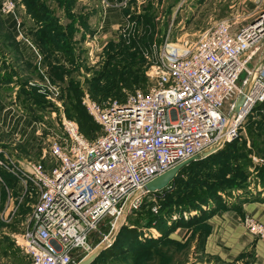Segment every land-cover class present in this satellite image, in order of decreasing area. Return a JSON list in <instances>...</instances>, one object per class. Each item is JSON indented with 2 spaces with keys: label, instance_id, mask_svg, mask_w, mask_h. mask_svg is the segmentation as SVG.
<instances>
[{
  "label": "built area",
  "instance_id": "built-area-1",
  "mask_svg": "<svg viewBox=\"0 0 264 264\" xmlns=\"http://www.w3.org/2000/svg\"><path fill=\"white\" fill-rule=\"evenodd\" d=\"M132 1L101 3L125 14L134 10ZM252 2L250 8L242 0L230 17L192 37L173 36L172 21L164 41H138L149 65L146 87L129 91L124 101H98L85 92L83 103L101 126L97 137L88 138L77 120L62 112L59 121L48 116L39 124L50 143L38 161L25 163L0 152V186L8 195L6 208L12 204L8 213L0 207V218L33 199L29 224L16 236L30 264H76L91 249V233L106 218L115 220L131 194L239 136L249 114L264 103V0ZM14 7L11 0L2 6ZM129 17L132 13L125 16L123 31L142 28ZM242 94L245 99L235 111ZM6 172L15 178L19 194L7 185ZM140 201L141 196L131 210ZM244 225L264 238V224L256 218L246 216Z\"/></svg>",
  "mask_w": 264,
  "mask_h": 264
},
{
  "label": "crops",
  "instance_id": "crops-1",
  "mask_svg": "<svg viewBox=\"0 0 264 264\" xmlns=\"http://www.w3.org/2000/svg\"><path fill=\"white\" fill-rule=\"evenodd\" d=\"M5 1L0 0V26L3 27L0 29V43L3 47L12 49L15 60L12 63L8 57H0V152L1 155L8 154L20 161L21 154L16 155V150L10 151L3 144L5 136L15 140L14 145L22 142L23 151L25 148L27 152L30 148L31 151L34 150L39 140L36 136L39 124L45 121L41 112L49 113V118L55 120L56 112L62 111L61 106L54 102L55 98L42 101L43 103L36 101L37 95L42 98L53 97L51 87L60 86L61 80L55 77V68L61 65L67 68L70 65L73 72L83 61L84 43L86 42L87 50L93 48L98 52L110 39H115L113 35L117 33L112 28H117L124 19L121 9L113 6L104 9L101 0H11L15 7L3 10ZM134 1L137 2L139 12L143 11L146 15L151 11L157 12L159 3L156 5V1L164 0H133V3ZM179 1L173 7V21L177 28L192 7L185 4L188 0ZM203 27L194 30V33ZM5 34L9 40L4 37ZM67 76V72L64 73L65 79ZM7 96L15 99L11 105L4 99ZM53 103H57L58 107ZM22 160H25L24 156ZM250 171L251 176L256 173L253 169ZM7 177L12 179L11 175ZM257 187L255 191H237L235 196L223 195L226 206L217 208L206 221L213 229L207 240L206 251L220 249L228 260L234 259L253 244V264H264V241L253 238L243 225L245 215H253L264 223V199H245L247 196L264 197V184L257 183ZM7 201L6 191L1 192L0 189V207L8 208L6 213L12 207L10 204L6 208ZM181 228H177L171 237L174 234L183 236L184 232L181 231L184 228ZM155 232L157 235L153 232L152 237L160 236L159 231ZM218 243L224 245V248Z\"/></svg>",
  "mask_w": 264,
  "mask_h": 264
},
{
  "label": "rangeland",
  "instance_id": "rangeland-1",
  "mask_svg": "<svg viewBox=\"0 0 264 264\" xmlns=\"http://www.w3.org/2000/svg\"><path fill=\"white\" fill-rule=\"evenodd\" d=\"M251 1L252 0H243V3L247 4L248 7H250L251 4H254ZM179 2H180L179 0H164L160 2L156 1V5H158L159 3L158 5L159 10L158 11L156 10L157 12L151 11L148 14L146 13L147 18L152 22L151 23L152 25L148 24L149 29H147V26L145 25L146 21L142 15L144 14V12L143 11L139 12L137 2L134 1L133 3L134 10L130 9L129 11H125V14L123 13V19H125L126 15L132 13L133 17L132 18L129 17V18L131 20H136L139 26H142L141 29L136 28V30L129 29L128 31L127 30L123 31L122 24L125 21L123 20V22L119 24L117 28H112L113 32L116 31L117 33L116 35L112 34L114 36L113 38L115 39L113 40L110 39L103 48L99 49L98 52H96L93 48L87 50L85 48L86 47V42H85L84 57L80 65L76 69H74L73 72H71L66 77V79L64 78L65 81H61L60 86L51 87V93H52L51 96L53 97L51 98H49L48 96L43 97L44 99L43 102L47 101L48 99L52 100L55 98L56 101L54 102H57L61 106L60 110L62 111L56 112L55 118L57 120H60L62 116V112L67 118H74V117H70L71 114L69 113V109H71V104H73V102L70 101V104H68L67 106V102L65 101V98L67 96L76 95L75 91L74 92L69 91L68 93V90L75 87L74 84L72 85L70 84L71 80L75 81V84L77 86L79 85L80 92H78V98H80L79 101L82 102V104L84 105L83 98L85 96L86 91L89 92V94L93 99L95 98L94 86L96 85L95 84L92 85V81L98 78L101 75L100 73L104 72V69L107 66H108L107 75L103 76L104 78L100 81L101 83L102 82L105 83L106 81H109L107 76L109 74L112 75L113 73H115L114 77H116L113 81L121 80L123 76L128 77L131 71L132 73L136 71L137 74L142 75L144 73L146 75V72L149 68L146 58L144 56L143 58L139 56L138 60L129 59L131 58L130 50L128 49L124 53H121L123 51V48H119L120 41L123 40L127 45L132 46L131 45L132 41L134 39L142 38V36L145 35L146 31L152 32V38H153L152 40H148L147 42L151 43L153 40H157L158 42L164 41L168 34L169 28L173 23L172 22L174 19L173 11L175 10V8L173 7L176 6ZM241 2L242 0H188L185 2V4H190L192 5V7L189 9L188 11L189 13L186 14L187 17L182 19V21L180 22L179 24L180 26L178 28L176 27L177 29L176 28L173 29L172 35L173 36L180 35L182 37H186V36L192 37L195 35L194 30L198 29L199 27L207 26L221 18L230 17L231 14L235 11L236 7H238V5ZM85 23H87V21H85ZM184 24H186L185 27L181 28L182 25ZM179 28H181V30L177 34V30ZM0 29H3V27L0 26ZM89 35L91 36L92 34L89 33ZM4 37L8 39L6 34L4 35ZM146 37L149 38V36ZM1 41H2V37L0 32V42ZM136 46L138 45L136 44ZM113 56L116 57L110 60V58H112ZM0 57L2 58L8 57L7 59H10L12 63L15 60L12 55V49L3 47L1 43H0ZM253 63H254L253 61L250 62L248 66L249 67L253 66ZM68 68H71V66L68 65ZM148 83L149 81L147 78V83L145 85L142 84L139 85L140 87H146ZM135 86L137 85L136 84L132 85V88H134ZM131 90L132 89H129L127 87L124 88L125 95ZM11 98H8V96L4 98L8 105H11L15 100L14 97ZM57 103L55 104L53 103V104L58 107ZM47 112L49 111L47 110ZM41 113H42L41 116H43L44 118L50 115L49 113H43V112ZM256 115L259 116L258 113H256ZM245 123L240 129L241 133L239 134V136L235 140H233L232 145L234 148L237 149L242 148L245 152L250 153L249 155L254 160L255 162L254 164H264V157L260 156V154L255 153L254 147L251 144V137L250 135H248L247 127ZM38 131L39 133L38 134L35 133V134L39 140L37 141V144H35V148L32 151L31 148L29 149L28 152L26 148L25 151H23V143L18 142L17 145H14L13 143L15 142V140H13L12 138L10 140L9 136L8 137L5 136L3 144L7 145L8 146L7 149H9L10 151L13 149L16 150L17 151L16 155L21 154V156L19 157L21 158L20 161L22 162L38 161L41 158V156L44 154L45 150L47 149L50 143V142L48 143V140L45 137L47 131L45 130H38ZM59 131L61 130L59 129L58 132ZM93 133L94 132H92L91 134ZM225 145L227 146V143ZM225 145L222 148H224ZM220 149L221 148L217 149L215 152L219 151ZM22 156H24L25 160H22ZM188 164L185 165L186 167L184 166L185 171L183 172L182 180L180 179L176 181L175 186L172 185V187H168V190L171 193H167V192L159 193V194L146 193L142 195L140 205L137 208H134L130 211L124 224H126L127 226L132 225L138 227L139 230L142 231V235H144L145 233V237H149V235H152L153 232L157 235V233L155 232L157 228L148 227L147 225H149L150 222L154 221L155 215L153 212H158L160 204L162 205L168 204L171 208L174 206L175 203L189 204V202L191 203L193 201L199 200L201 196L209 194L210 182L227 181L230 178H237L235 173L231 172L232 169L224 165L225 164L224 161L222 162L212 161L211 163L209 162L208 164L200 163L190 166H188ZM238 170L241 175L243 174L245 176L249 175L248 171L246 172L243 171L242 169H238ZM4 175L6 179L9 180L7 185L15 187V193L19 194L18 192L19 188L16 189L15 178L7 172L4 173ZM7 175H11L12 179H8ZM10 181L12 182L10 183ZM0 188H1V192H5L6 189L4 187L0 186ZM2 195L3 197L5 196V194ZM32 202H33L32 198H27L14 214L10 216L11 214L10 213L8 217L5 218L3 216L0 218V264H17V263H21L20 260L24 262H28V257H27L28 255L26 254L25 250L18 244V240L16 239V236L24 233L26 226H28L29 224L28 214L31 209ZM171 202L173 203L172 205ZM211 206H213L212 208H215L213 203ZM22 207H25L24 211H22L23 209ZM181 207H188V205H183ZM205 208L209 209L210 207L205 206ZM2 209L4 210V208ZM168 211L169 209L167 210V212ZM194 213L196 212H191V214ZM188 215L187 213H185V217H188ZM246 216L248 215H245L243 217V225ZM249 216L254 217L253 215H249ZM166 217L168 218V216ZM173 218L177 219L179 218V216H177V214H173ZM109 219L110 218H106L100 224L99 229L92 232L91 235L89 236V241L91 243L90 251L97 245L96 243L98 240L103 239L104 236L108 235L109 232L111 231L112 222H114L115 220H109ZM181 229L184 230L181 231L182 233L184 232L183 236L185 235V233L186 235L183 237L182 235L174 234V237L172 238L176 239L177 242H175L176 245L172 246L171 248L175 252L177 250L180 251L181 253L180 259L184 260L185 264H253L254 263L252 259L253 244L249 245L244 250H242L234 259L231 258L228 260L224 258L225 255L224 253L221 252L220 249L218 250L217 248H215L213 250L206 251L207 240L213 230L212 225L210 223H201L199 225L192 227L191 229L192 231L190 230L189 234H187L186 231L187 229L185 227H182ZM246 230L249 234L253 236V238H257L259 240L264 241V238L252 234V232L247 228ZM119 234L120 232L118 233L117 237L119 236ZM124 236H129V235L124 234L122 236V242H124L123 239ZM8 242L14 243L12 247L13 249L9 250L8 253H5L6 244ZM218 245L221 248H224V245H221L220 243H218ZM89 252H86L85 255H87ZM137 256H138L136 257L137 260L144 261V263L149 261V257L143 253ZM134 260L135 259L131 257H118L116 259H110L109 261H107L106 257H104L103 259H100L99 264H132Z\"/></svg>",
  "mask_w": 264,
  "mask_h": 264
},
{
  "label": "trees",
  "instance_id": "trees-1",
  "mask_svg": "<svg viewBox=\"0 0 264 264\" xmlns=\"http://www.w3.org/2000/svg\"><path fill=\"white\" fill-rule=\"evenodd\" d=\"M143 17L146 21L145 25L147 26V29H149L148 24L152 25V22L147 18L146 15L143 14ZM146 33L144 36H142V38L134 39L131 44L132 46L127 45L123 40L120 41L119 48H123V51L121 53H124L129 49L131 53V58L129 59L138 60L139 56L143 58L142 52L140 51L139 46H136V44L138 41L146 44L148 43V40L153 39L152 32L146 31ZM146 36H149V38ZM115 57L116 56H113L112 58H110V60ZM107 69L108 66L104 69V72L100 73L101 75L98 78L92 81V85H96L94 86L95 100L104 101L112 98L118 99L119 101H124L127 95H125L124 88L127 87L129 89H132L131 91H133L136 88L140 87L139 84L145 85L147 83V76L144 73L142 75L137 74L136 71H134L133 73L131 71L128 77L123 76V78L118 81H113L116 78L114 77L115 73H113L112 75L109 74L107 76L109 81L101 83L100 81L104 78L103 76L107 75ZM66 72L69 75L71 73L70 68H65L64 65H61L55 68V77L57 79H60L61 81H65L64 73ZM70 84H74L75 87L68 90V93L69 91H75L77 95H71L67 96L68 98H65L67 106L68 104H70V101L73 102V104H71V109H69V113L71 114L70 117H74L73 119L77 120L84 135H86L90 139H93L101 133V126L88 112L87 108L82 104V102L79 101V85L77 86L75 84V81L72 80ZM135 84L137 86L132 88V85ZM36 101H38V103H41L43 101V98L37 95ZM263 108L264 103L258 104L255 107L254 111L249 114L245 123L248 135H250L251 137V144L254 147L255 153L260 154V156L262 157H264V117L262 116ZM256 113H258L259 116H257ZM92 132L94 133L91 134ZM232 143L233 141L227 143V146L225 145L224 148H221L219 151L205 158L191 161L188 166L200 163L208 164L212 161H224V165L231 168V172L235 173L237 178H230L227 181L220 182H208L210 184L209 194L201 196L199 200L193 201L191 203L189 202V204L175 203L172 208L168 204H160L158 212H153L155 215L154 221L150 222L147 226L157 228V230L161 233V236L152 237L151 235H149V237H145V233L144 235H142V231L139 230L138 227L132 225L127 226L126 224H124L115 242L109 248L104 250L92 264H99L100 259H103L104 257H106L107 261H109L110 259H116L118 257H131L135 259L132 264H185V261L180 259V251L177 250L175 252L171 248L172 246L176 245L175 242H177L176 239L171 237V234L180 227H185L187 229V234H189L192 227L201 223H206V221L213 215V213H215L217 208H219L220 206H226L223 195L235 196L237 191H255L258 188L257 183L264 184V164H254L252 157L249 155L250 153L245 152L242 148H234ZM185 167H183L178 172V174L168 187H172V185L175 186L176 181L180 179L182 180ZM238 169H242L246 172L248 171L249 175H241ZM250 169H253L256 172L252 176ZM253 185H255V188H252ZM165 192L171 193L168 188L149 193L159 194ZM245 199H251L252 201H254L262 200L264 199V197L261 198L260 195H257L255 197L247 196ZM212 203L214 204L215 208H212ZM172 204L173 203L171 202V205ZM183 205H188V207H181ZM205 206L210 208L207 209L205 208ZM22 208V211H24L25 207ZM168 209L169 211L167 212ZM191 212L196 213L191 214ZM185 213H187V215L189 213L188 217H185ZM173 214H177L179 218L174 219ZM166 216H168V218ZM109 220L112 219L110 218ZM124 234H128L129 236H124V242H122V236ZM101 240H98L96 244H98ZM13 245V242H8L6 244L5 253H8L9 250L13 249ZM142 253L149 257V261L144 263V261L137 260V255H140ZM20 262L21 263L17 264H30L29 258L28 262H24L22 260H20Z\"/></svg>",
  "mask_w": 264,
  "mask_h": 264
},
{
  "label": "water",
  "instance_id": "water-1",
  "mask_svg": "<svg viewBox=\"0 0 264 264\" xmlns=\"http://www.w3.org/2000/svg\"><path fill=\"white\" fill-rule=\"evenodd\" d=\"M244 99H245V94H242L239 100L237 101L235 111H239L240 106L242 105ZM217 149H219V145L214 146L208 150H205L202 154L194 156L187 162L181 163L167 170L166 172L156 176L155 178L147 182L140 191L131 194L127 199V201L125 202L121 212L115 219L109 234L105 236L87 255L82 257L76 264H92L104 250L109 248L115 242L118 233L122 229L126 221V218L131 211L132 204L137 200L138 197L149 192H155V191L163 190L164 188H168L169 184L174 180L178 172L185 165H187L191 161L205 158L210 154H212L213 152H215Z\"/></svg>",
  "mask_w": 264,
  "mask_h": 264
}]
</instances>
